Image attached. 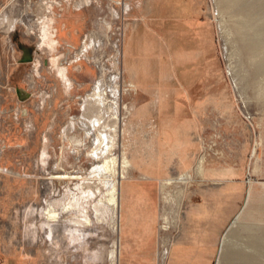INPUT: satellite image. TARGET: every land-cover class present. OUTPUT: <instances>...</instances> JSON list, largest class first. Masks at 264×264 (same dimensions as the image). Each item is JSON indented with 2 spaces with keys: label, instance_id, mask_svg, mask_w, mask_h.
Returning <instances> with one entry per match:
<instances>
[{
  "label": "rangeland",
  "instance_id": "obj_1",
  "mask_svg": "<svg viewBox=\"0 0 264 264\" xmlns=\"http://www.w3.org/2000/svg\"><path fill=\"white\" fill-rule=\"evenodd\" d=\"M260 2L0 0V264H120L121 226L108 204L99 212L115 177L100 167L115 158L122 170L130 156L136 99L155 108L162 92L191 111L213 105L218 112L201 118L205 128L222 121L218 147L237 139L224 122L242 121L251 126V156L262 152L264 13L246 9ZM139 181L151 182L136 199L143 210L157 206L162 245L177 227L186 184ZM240 221L222 264H238L237 253L264 264L251 239L260 229Z\"/></svg>",
  "mask_w": 264,
  "mask_h": 264
},
{
  "label": "crops",
  "instance_id": "obj_2",
  "mask_svg": "<svg viewBox=\"0 0 264 264\" xmlns=\"http://www.w3.org/2000/svg\"><path fill=\"white\" fill-rule=\"evenodd\" d=\"M176 93L181 98L187 94L185 88ZM159 95L157 107L136 99L130 110L127 131L132 146L126 156L128 169L134 170L120 190V264L122 255L124 264H222L226 241L240 218L260 229L251 239L264 251V130L263 149L256 157L251 156V126L242 121L224 122L237 139L218 147L222 121L210 120L205 128L201 118L216 114L217 107L200 103L191 111L182 99L172 102L162 97L165 93ZM141 178H163L164 187L166 181L186 184L177 227L169 239L164 236L162 245H155L157 206L148 203L143 210L136 199L137 191L151 186ZM237 255L242 257L238 264L254 263Z\"/></svg>",
  "mask_w": 264,
  "mask_h": 264
},
{
  "label": "bare ground",
  "instance_id": "obj_3",
  "mask_svg": "<svg viewBox=\"0 0 264 264\" xmlns=\"http://www.w3.org/2000/svg\"><path fill=\"white\" fill-rule=\"evenodd\" d=\"M235 1H240V0H235ZM246 9L247 10H249V9L250 10H257V11H259L261 13H264V0H261V2L260 3H257L255 6L249 5V6L246 7ZM58 69H59V73L62 76H65L66 75V71H65L64 68H58ZM98 89L99 90L97 91L96 98H97V102H101L102 101V98H103V95H102L101 89L100 88H98ZM126 108L128 109L129 107L126 106ZM97 121L100 122V119H98ZM115 137L114 136L111 137V139H112L111 142L112 143L109 146L107 145V149H106L107 151H111L112 148L114 147ZM107 139H108V135L107 134L101 135L99 137V141H100L99 144L100 145L101 144H105L104 142ZM106 144H108V143H106ZM122 163H123L122 164V168L123 169L122 170H118L117 169V166H116V159L115 158H107L105 160L104 164L100 167V169H102V170H107V171L113 173L115 179H114V182H113V185H112L111 189L108 191V194L106 196L105 203L99 205V212H102L103 213V210H104V207H105L106 204H108L109 206H111V208L114 211L115 223H116V228H117L118 232H119L120 226H121V223H120L121 222V202H120V192H121L120 191V186H121V180L126 177V171L130 167V161L127 158V156L125 155V153L123 154V162ZM171 184H172L171 181H166L165 182V187L170 186ZM168 195H169V193H168ZM167 198H168V196H167ZM49 214H50V216L52 218H56L58 216V214L56 212H52L50 210H49ZM85 221H87V220L85 219ZM88 222H89V220H88ZM163 226H164V224H163ZM113 257L115 258V261L118 260V257H119V245H117V248L115 249V251L113 253Z\"/></svg>",
  "mask_w": 264,
  "mask_h": 264
}]
</instances>
